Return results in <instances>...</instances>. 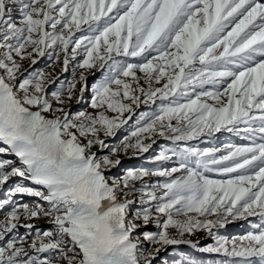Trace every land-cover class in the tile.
Listing matches in <instances>:
<instances>
[{
    "label": "rangeland",
    "instance_id": "1",
    "mask_svg": "<svg viewBox=\"0 0 264 264\" xmlns=\"http://www.w3.org/2000/svg\"><path fill=\"white\" fill-rule=\"evenodd\" d=\"M101 1L0 0V91L32 98L2 119L0 150L12 153L0 151V264H89L84 231L101 225V239L128 237L129 252L116 249L111 264H264V119L255 118L264 96L252 101L263 50L210 61L245 39L261 42V22L246 25L258 0H231L221 14L213 0H188L154 40L135 0ZM163 1L141 5L156 13ZM179 2L164 1L170 10ZM59 101L54 119L27 131L36 139L51 126L44 145L58 149L50 166L34 167L36 146L10 137L26 108ZM87 159L108 188L121 184L98 212L77 204L93 195L91 175L79 178Z\"/></svg>",
    "mask_w": 264,
    "mask_h": 264
},
{
    "label": "bare ground",
    "instance_id": "2",
    "mask_svg": "<svg viewBox=\"0 0 264 264\" xmlns=\"http://www.w3.org/2000/svg\"><path fill=\"white\" fill-rule=\"evenodd\" d=\"M102 1L104 2V0H102ZM144 1L145 0H135V2H134L135 9L137 8L139 10V8H141V10L138 11V15L136 16V19H139V18L143 19V24L144 25H153L155 27V29L152 31V39L154 40V39H156L158 37V35L162 31L165 30V28H163L162 25L163 26H167L169 23H171L173 21V19L175 18L176 14H177V12L179 10V7L182 6L184 4V2H186L188 0H180L179 5L177 7H175V8H173V9H171V10H170L171 7L168 6L169 4L166 5L167 2L164 3V1H165L164 0L163 3L161 4V8L156 13H154L152 5L151 6L148 5L147 7L142 6L141 4ZM153 1L156 2V0H153ZM199 1H200V3H203L204 0H198V2ZM230 1L231 0H213V4L215 6V9L218 11L217 13L221 14V13L226 12L227 11V6L230 3ZM250 2H252V1L251 0H246L245 1V3H247V4H249ZM209 9H210V7H209ZM260 11H262L263 14H261ZM236 12H238L237 8H235L233 10H229L228 11L229 14L227 15V17H222V16L219 17L220 21L222 20V18H224L223 19L224 21L231 20L233 18V16H235L234 14ZM258 15H261L260 18H264V3H262V0H258V2L256 3V10H255V13H254V17H253V19L251 21L249 20L247 22V24H246L250 28V26L252 24H256V22H261L259 25H257V27H255L256 29L254 31L253 37L261 39V42H263L262 45H260L261 42L257 43L254 40V38H248V39H245V40L241 41V43H240V44L245 45L244 48H240V50H238L237 52H231V49H229L230 51L225 50L224 51L225 53L222 56L215 57V59L210 60V61H220L223 58H226L227 60H229V59H231L232 57H235V56H240V55H244V54H248V55L249 54H253L255 51L254 52H250V51L254 50V49L263 50L262 52L264 54V21H262L258 17ZM208 19L211 20L210 17H208ZM215 24H217V23L215 22ZM220 24H221V22L217 26L216 25L215 26L219 27ZM212 26H214V23L212 24ZM245 29H247V28L245 27ZM211 30L212 29H210L209 31H211ZM241 36H243V33L241 34ZM256 52H257V54H255L253 56L254 58L252 59V61H254V62L257 60V57H258V54H259V51H256ZM188 64H189V62L187 61L182 66L181 71L184 69V66H188ZM263 69H264V67H263L262 63L258 64L256 67H254L252 69L253 70V74L255 75L256 73H263L262 75H260V77L264 78ZM250 74L251 73L249 71H241L240 74L238 75V77H240V78H242L244 80L248 76H252V74L251 75ZM14 88L15 87L11 86V87H8V88L3 89V90L0 91V142L4 143V144H7L5 141L8 138V136H7L8 134L6 135V134L2 133L3 130L6 131V129H7L3 125V121H2L5 112L9 111L10 109L12 111H15L17 109L23 108L24 104L26 102L27 103L30 102V100L32 99L31 96L29 95L30 92H29V94L27 93L26 95H23L24 93L20 94L19 91L15 92ZM257 94H258V96H257ZM257 94H255V96L252 99L253 104L256 101V98H261V97L264 96V79H262V85H261L259 91L257 92ZM45 103H46V100L44 98L43 104H45ZM43 104H41V105H43ZM62 104L63 103H60V101L59 102H54L45 111H40V105L36 106L32 110H28L29 108H26L24 113H23V115H22V117H21V122H20L19 126L15 128L16 135L10 137L11 141L13 143V146H17V145L23 144V143H24L25 146H26L27 143L28 144L32 143L33 145L36 146L38 152L40 153V156L37 157V160H36V162L34 164V167L39 168V167L44 166V165L50 166V163L47 161V158H51L52 159L54 154L57 152L55 150H58V149L57 148L55 150H53L52 148L51 149L50 148L47 149V147L44 145L45 137H46L47 133L51 130V128H50L51 126L49 128H47V129H45V130H41L39 138L36 137V139L33 138L32 136L31 137L28 136L29 134L27 135V131H29V129H31V127L32 128L35 127L37 129L40 126H42L43 124H45V121L48 122L49 120L54 119L57 116V114H58L57 112H59V110H62V107H61ZM36 108H39V109H36ZM261 108L262 107H259L260 110H261ZM65 110H66V108H64V111ZM60 117H62V113L60 114ZM59 119L60 118H58L56 121H59ZM84 122H86V121L83 120L82 123H84ZM92 122H95V120L92 119L90 121V123H92ZM252 122H254V121H252ZM77 127L79 129L82 128V124L77 125ZM54 128H57V125H55ZM84 138H85L84 140L86 141L85 143L89 144L90 141H91L90 136L89 137L86 136ZM60 139L63 140L64 137L62 136V137H60ZM56 145H58V144H56ZM91 146H93V145H91ZM94 146L96 147V148L94 147V149H97V148L104 149L105 148L104 144H101V142H98V141L94 142ZM86 147H88V146H85V148ZM0 151L3 152V155H6L7 153H10V152L12 153V151L9 152V150H6V148H3V149L1 148ZM120 153L121 154L119 155L118 159H120L122 157H125V156H128V155H126L123 152H120ZM72 156L75 157L74 154ZM95 158H96V156L93 157V159H95ZM86 161L89 162L88 165H87V168L82 172L81 175L79 174V178L80 179H84V177H86L88 175H91V179H89L90 183H89V188L88 189H89L90 193L93 194V195L91 197L89 196L88 199L81 198V200L77 204H78V208H80V206H82V204H87L88 206H90L91 208L97 210V212H98V210L99 211L101 210L102 202H104V201H106L108 199L110 200V195L109 194H111V193L109 192V189H111V188L112 189L113 188H115V189L119 188L121 186V184L118 185L117 182H113L111 180L113 182V184H112L113 187L108 188V185L104 182V180L106 178V177H104L105 175L101 174L102 172L94 173L96 171L95 164L92 163L90 159H87ZM33 170H34L35 173L37 172L35 168ZM72 177H70L68 179L70 181H72L71 180ZM63 183H65V182L63 181ZM71 220H73V219H71ZM118 221H119L118 224L120 225L121 228L126 224V222L123 221V219L121 220L119 218ZM16 222H18V221H16ZM60 222H63V220H60ZM74 222H75V220H74ZM59 224H61V223H59ZM84 232H85V235H86V241L89 244V247L92 248L91 257L93 255V251H95V254H96V252L98 251L99 248L113 247L115 245V249L112 252V255H111V258H110V264H111L113 254H114L116 249L120 253L121 252H129V249L127 248V250H126L125 247H124V245L128 241V237L125 236V235L123 236V239L122 238L120 239L118 237H111V240L110 239H101V235L103 233V226L102 225L99 227V229L94 234H91V230L87 229V228H85ZM134 232H136V231H134ZM173 233H174V235L172 236L173 243L174 242H178V240L180 238H178V236L175 235V234H178V232H173ZM52 241H53V239H52ZM52 241H51V243H52ZM167 242H168V240L166 242H164V244L160 247V249H162L163 246L167 244ZM183 246H186V245H183ZM39 250H41V249H39ZM131 254L132 253H130V254L126 253L125 254L126 258H128L129 255L131 256ZM150 255L151 254H149V256ZM91 257L89 259V264H90ZM147 258L148 257H146V259ZM74 264H78V262L76 261V262H74Z\"/></svg>",
    "mask_w": 264,
    "mask_h": 264
},
{
    "label": "water",
    "instance_id": "3",
    "mask_svg": "<svg viewBox=\"0 0 264 264\" xmlns=\"http://www.w3.org/2000/svg\"><path fill=\"white\" fill-rule=\"evenodd\" d=\"M114 249L115 245L113 247L99 248L96 254L93 251L90 264H110V258Z\"/></svg>",
    "mask_w": 264,
    "mask_h": 264
}]
</instances>
